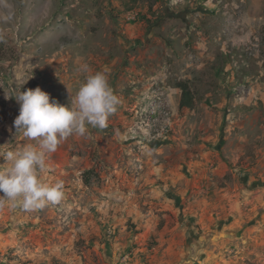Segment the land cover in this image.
Returning a JSON list of instances; mask_svg holds the SVG:
<instances>
[{
  "label": "rangeland",
  "instance_id": "1",
  "mask_svg": "<svg viewBox=\"0 0 264 264\" xmlns=\"http://www.w3.org/2000/svg\"><path fill=\"white\" fill-rule=\"evenodd\" d=\"M7 2L0 153L35 143L14 96L67 103L78 62L106 68L119 103L48 154L61 202L0 207V264H264V0Z\"/></svg>",
  "mask_w": 264,
  "mask_h": 264
},
{
  "label": "clouds",
  "instance_id": "2",
  "mask_svg": "<svg viewBox=\"0 0 264 264\" xmlns=\"http://www.w3.org/2000/svg\"><path fill=\"white\" fill-rule=\"evenodd\" d=\"M0 22H8L14 13L7 0H0ZM84 74L71 100L65 104L50 99V94L39 86L19 91L15 96L19 114L13 124L16 132L34 144H27L19 151L0 153L4 163L0 166V207L7 202L12 209L35 211L47 204H58L64 197L63 182L49 184L41 180L46 170L48 154L72 134L85 135L89 126L103 130L108 117L119 103L109 84L108 70L93 71L86 62H78Z\"/></svg>",
  "mask_w": 264,
  "mask_h": 264
},
{
  "label": "trees",
  "instance_id": "3",
  "mask_svg": "<svg viewBox=\"0 0 264 264\" xmlns=\"http://www.w3.org/2000/svg\"><path fill=\"white\" fill-rule=\"evenodd\" d=\"M175 85L181 90V97L179 101L180 109H184V108L193 109L196 104V98L189 83L183 80H179L176 82ZM84 181L86 184H88L89 178L87 177V174L84 178Z\"/></svg>",
  "mask_w": 264,
  "mask_h": 264
}]
</instances>
